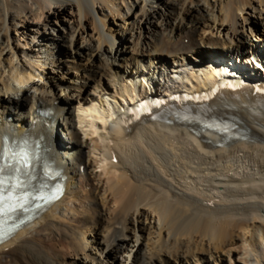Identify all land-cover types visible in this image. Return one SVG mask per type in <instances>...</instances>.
Masks as SVG:
<instances>
[{
    "label": "bare ground",
    "instance_id": "obj_1",
    "mask_svg": "<svg viewBox=\"0 0 264 264\" xmlns=\"http://www.w3.org/2000/svg\"><path fill=\"white\" fill-rule=\"evenodd\" d=\"M189 1L0 0V152L37 142L65 187L0 264H264V0Z\"/></svg>",
    "mask_w": 264,
    "mask_h": 264
},
{
    "label": "snow or ice",
    "instance_id": "obj_2",
    "mask_svg": "<svg viewBox=\"0 0 264 264\" xmlns=\"http://www.w3.org/2000/svg\"><path fill=\"white\" fill-rule=\"evenodd\" d=\"M16 187L15 184L9 185L7 181L0 179V239L6 235L4 225L7 223L8 216L12 213L25 211L26 202L30 199L27 194L20 195L17 192L16 195H13ZM31 199L43 200L45 196L36 194Z\"/></svg>",
    "mask_w": 264,
    "mask_h": 264
},
{
    "label": "rangeland",
    "instance_id": "obj_3",
    "mask_svg": "<svg viewBox=\"0 0 264 264\" xmlns=\"http://www.w3.org/2000/svg\"><path fill=\"white\" fill-rule=\"evenodd\" d=\"M191 1H193V2H195V0H190L189 2L191 3ZM260 14L262 15L261 17L262 18H264V11L263 10H261V12H260ZM126 16V15H125ZM259 18H260V15H259ZM92 23V24H91ZM95 25L93 24V22H91L90 21V19L88 20V23H87V27H88V30L90 31V30H92V29H94L95 27H94ZM259 30H263V28L259 25ZM13 33L14 32H12V35H13ZM183 38L184 37H182V39L181 40H183ZM20 43H19V46L20 47H22V48H25L26 46H25V43H24V40H20L19 41ZM254 44H256V45H258V42H253ZM188 45V44H187ZM60 58H61V61L63 62V63H65V61H66V56L65 55H60L59 56ZM96 159L95 160V168H94V171L97 173V174H99V175H103L104 176V173H105V171H104V168L107 166V162H105V161H101V158L97 155V154H94L93 155V159ZM97 163H98V165H97ZM87 191V190H86ZM239 229H237L236 230V232H238V233H241V234H243L242 232H240V230L238 231ZM237 234V233H236ZM239 244V242L236 244V245H238ZM160 246V244L158 243V245H156L155 247L156 248H158ZM126 258L127 257H124V259H122V261H123V263H126ZM223 264H229L227 261L225 262L224 261V263Z\"/></svg>",
    "mask_w": 264,
    "mask_h": 264
}]
</instances>
